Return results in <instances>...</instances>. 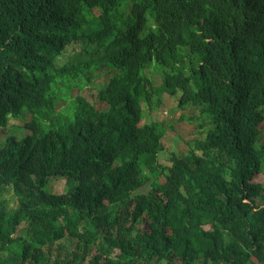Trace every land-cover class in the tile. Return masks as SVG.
<instances>
[{"label":"trees","instance_id":"trees-1","mask_svg":"<svg viewBox=\"0 0 264 264\" xmlns=\"http://www.w3.org/2000/svg\"><path fill=\"white\" fill-rule=\"evenodd\" d=\"M165 100L202 138L167 168ZM263 109L264 0H0V264H264Z\"/></svg>","mask_w":264,"mask_h":264},{"label":"rangeland","instance_id":"rangeland-1","mask_svg":"<svg viewBox=\"0 0 264 264\" xmlns=\"http://www.w3.org/2000/svg\"><path fill=\"white\" fill-rule=\"evenodd\" d=\"M79 51V49L76 48H70L66 51V53L63 56H56L55 58V64L57 67L62 66L66 58L69 56L77 57L74 54H76ZM147 76L152 85L154 87H159L162 84V75L158 73L157 75L148 73H144L143 76ZM109 78V75L107 76ZM107 78H103L102 81H106ZM99 82V80H98ZM78 88H82V93L86 96L93 95V91L87 86L88 84L82 80L78 79ZM90 89V90H89ZM78 91V90H77ZM155 101V98L153 99ZM59 106V105H58ZM174 107V104L168 100H165L164 103L161 106H154L152 107V110L148 112V110H144L142 115L143 118L139 122L138 126L148 124L150 122H161L163 123V127L165 128V138L163 139V152L159 155V163L162 164L165 168L169 166L168 163V157L170 152L175 151L177 153L185 154L188 152L192 146L194 141L202 139L200 135L196 132V129L194 125L189 122L185 121L180 117V115H193V111L187 110V111H179L176 110ZM58 108V107H57ZM264 111V109H263ZM19 122L10 120V125H16ZM206 129L211 128L209 124L205 126ZM261 131L262 135L260 137L261 141L257 144L256 150L260 151V148L262 144H264V123L261 124ZM1 134V132H0ZM259 159L261 161V170L260 173L255 175V181L259 184H262L264 187V153L258 154ZM147 173V171L145 172ZM163 175H167V171L163 172ZM164 179L161 177L159 179V182H163ZM74 185L67 181L66 179H52L49 181L47 185V191L51 194H64L66 192H71L73 190ZM3 200L6 201H12L11 192L4 193L3 194ZM12 203L8 204V207H11ZM205 230H208L209 227L204 228ZM141 231L147 232L148 228L146 225H143L141 227ZM64 248L66 249V252L69 254V264H86V260L82 259L80 254L75 255V248L74 243L68 240H64L61 242Z\"/></svg>","mask_w":264,"mask_h":264},{"label":"clouds","instance_id":"clouds-1","mask_svg":"<svg viewBox=\"0 0 264 264\" xmlns=\"http://www.w3.org/2000/svg\"><path fill=\"white\" fill-rule=\"evenodd\" d=\"M130 7H131V6H130ZM129 9H130V8H129ZM128 11H129V10H128ZM156 24H157V22H156L155 19H153V18H148L144 30H148V29H149V30H154V29L156 28Z\"/></svg>","mask_w":264,"mask_h":264}]
</instances>
